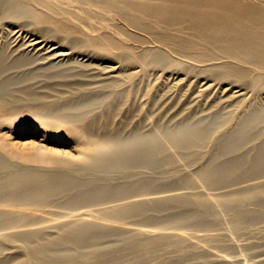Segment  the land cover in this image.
<instances>
[{"label":"rangeland","instance_id":"1","mask_svg":"<svg viewBox=\"0 0 264 264\" xmlns=\"http://www.w3.org/2000/svg\"><path fill=\"white\" fill-rule=\"evenodd\" d=\"M63 1L69 5L59 3L58 0H45L50 4L64 6L65 11L80 17L83 20L81 26L87 34H91L88 29H100L102 26L103 28L100 30L115 34L120 45L124 48L109 50L99 46L93 49V53L88 52L85 55L82 50V47L85 46L82 43L84 40L82 39L79 44V38L84 37V31L77 33L76 37L72 38L33 17H23L16 23L10 20H6L8 23L0 21V48L7 45L12 48V31L17 26H24L31 30L35 36L46 37L52 46L59 45L62 49L69 47L75 49L73 56H69L65 60L53 59L37 66V68L27 70L22 68L11 74L12 77L18 79L34 78L28 89H21L20 93L19 88L11 91L14 98L23 99L28 93L38 98L46 97L50 106L45 108L43 114L45 118L58 123L61 130H66L70 127V123L60 120L58 113L65 111L78 114L79 117H82L81 128L92 123L87 130L89 136L97 134L103 136L113 132L129 137L133 132H139L144 136L143 142H147L154 128L164 134L171 132L174 138H180L181 131L189 128L210 129L212 132L209 139L205 141L194 138L195 144H197L193 149L176 150L167 147L166 155L168 153V156L171 153L175 154L170 155V157L174 156L175 160L171 164H167L168 166H164L166 163H160L158 168H134L136 165H133L132 168L128 167V170L118 166L106 173H96L88 169L72 172L71 169L68 170L59 164L38 163L30 161L27 157L38 152L53 159L61 161L69 159L80 163V158L91 154L87 148L83 147L82 143L72 136L61 133L51 134L40 123L27 120L23 115L13 121L15 117L10 118L8 115L14 108L8 104H4V106L0 104V113L4 114V118H0V181L13 172L21 171L30 174V192L33 196H38L39 192L42 193L44 189L38 188L37 182L44 177V174H71L72 178L74 177L82 183L84 180H89V185L83 184L84 188L90 185H104L111 192L117 191V194H120L103 203L77 200L74 204H70L69 201L78 190L71 192L67 188L60 187L54 190L53 195L46 194L45 199L43 197L23 202L0 198V209H7L6 212L11 214L6 215L7 219L10 217L8 225L17 227L33 223L36 225L49 224L42 233L45 237L53 239L61 235L59 227L62 223L101 221L107 224L106 226L109 228L103 229L110 231V234L98 239L93 247H86L81 251L92 258L96 256L99 259L93 261L88 258L81 264H112L111 260L117 263L119 260L118 264H264V227L257 228L264 222V195H257L252 199L237 197L233 201L220 204L216 196L220 191L217 189L228 186L229 188H226L228 191H234V189L242 187V184L232 186L244 179L241 172H239V177L236 175L240 181L236 179L237 183L233 180L234 182L228 184L226 181H230V179H227L224 181L225 183L220 184L222 187L220 185V187H206L200 180H196L191 186L185 185V178L201 169L211 159L214 158L216 162L225 159L220 154V146L225 135L223 127H227L228 124L223 126V123L233 120L231 133L235 134L237 131L235 120L239 118L249 100L243 99L240 103L234 101L232 104L223 103V99L232 94L230 91L235 85L233 82L213 80L202 71L200 64L196 62L193 64L188 59L184 60L186 58L162 57L156 50L148 53L147 56H137L141 53L140 49L129 47L134 45L137 48L139 46L138 43L134 44L129 39L136 31L122 22L114 12L103 11V9L99 11L92 5H79L75 0ZM9 4L10 0H6L2 7ZM139 35L145 36L144 38L149 37L142 33ZM78 50L82 51V54ZM19 54L21 55L19 57L26 58L23 50H19L13 57H17ZM12 59L8 56L7 61ZM113 67H117V69H113ZM90 72L94 78H106L113 81L112 83L110 81L109 84L106 83L101 88L91 89L90 83L87 84L85 81ZM95 72H99V74ZM48 75L53 78L44 81L43 78ZM110 76L113 79L109 78ZM252 76L253 74L245 79L251 88H253ZM208 80V84L204 85L203 83ZM210 84L211 86L206 88ZM245 91L248 93L250 91L249 94L252 93L250 88ZM263 94L260 95L262 106L260 105L259 108V116L264 115ZM22 112L25 113L26 110ZM257 127L261 131L259 137L253 139L245 147L251 158L257 152L259 143L264 139V122L258 124ZM143 146L146 144L143 143L139 148H143ZM134 148L137 146L128 150L131 151ZM118 152L116 148H110L100 157L106 159ZM144 188L145 190H143ZM166 190L168 194L176 193V196L183 197L182 201L177 200L169 207H163L160 203H156V194ZM148 192L153 194L149 193L150 196H148ZM199 195L207 202L209 208L202 210L204 208H199L196 205L198 203L196 198ZM122 197L127 200L124 198L125 201L123 199L119 203L112 202L116 198ZM128 197H130L129 200ZM140 201L144 202L143 211L133 215L115 214L120 207ZM238 205H240L239 208ZM87 208H90V211ZM76 211L87 214L62 217ZM202 211L207 212L204 214ZM250 213L256 217L251 216ZM188 214L198 215V220L187 223L184 217ZM242 214L244 218L245 216L248 218V221L247 219L240 220L243 218ZM248 214L250 217L247 216ZM252 219L260 222L252 223ZM234 224L237 228L233 227ZM131 226L139 229L137 231L139 233L129 232ZM143 229H154L163 234L169 233V236L164 242L154 247L150 253H145L139 258V253L130 252L129 245L132 243L144 245L145 240L153 237L144 234ZM180 230L217 234L206 237L172 234V232ZM24 245L19 240L13 241L9 236L0 235V261L5 264H14L17 256L26 252ZM71 245L67 242L60 247L62 250L59 253L73 252L77 254L78 249ZM117 263L113 262V264Z\"/></svg>","mask_w":264,"mask_h":264},{"label":"bare ground","instance_id":"2","mask_svg":"<svg viewBox=\"0 0 264 264\" xmlns=\"http://www.w3.org/2000/svg\"><path fill=\"white\" fill-rule=\"evenodd\" d=\"M5 1L6 0L0 1V21L10 20L16 23L23 17H33L37 21L53 26L58 32L64 33L67 37L72 38L76 37L77 33H83L84 31V37L79 38V44L82 42V39L84 40L82 42L85 45L82 47L84 54L88 52L93 53V49L99 46L109 50L124 48V46L120 45V41L115 34L101 31L100 29L103 28L102 26H100V29H88L91 34H87V32H85L86 30L81 26L83 20L72 12L65 11L64 6L50 4L45 2V0H10L8 6L2 7ZM58 1L59 3L61 2L69 5L63 0ZM75 1L79 5L95 6L99 11H102V9L103 11H112L129 28L136 31L129 39H131L134 44L138 43L139 46L137 48L136 46L134 47V45L129 47L140 49L141 53L137 56H147L148 53L156 50L157 53L159 51L158 54L162 57L177 56L178 58H186L184 60L188 59L191 60L193 64H200L202 71L207 73L208 77H212L213 80H228L235 84L230 91L232 94H228L229 96L223 99V103L232 104L234 101L240 103L243 99L249 101L246 103L247 106H245L239 118L235 120V125L237 126L235 134L231 133L233 120L223 123V126L228 124L227 127H223V133H225V135L220 146V154L224 156L225 159L221 162H216L214 158L211 159L201 169H198L190 176L188 175L185 178V185L191 186L196 180H200L206 187L219 186L227 179H230V181H226L228 184L234 181L237 183L236 179L239 177V172H241L244 175V179H241L240 183L233 184L232 186L242 184V187L236 190L234 189V191L232 189H230L232 191H228L226 189L228 186L222 187L220 185L222 188L217 189L220 191L216 195L219 203L225 204L226 202L235 200L237 197L252 199L254 196L264 195V139L259 143L257 152L252 158L245 148L253 139L259 137L261 131L257 126L261 122H264V115L259 116L260 100H262L260 95L264 93V0ZM139 33L148 35L149 39L144 38L145 36H140ZM11 36L13 39L12 48H9L10 46L8 47V45L6 47L3 46L4 48H0V104L3 106L4 104H8L10 107L14 108L13 111L10 110L8 117H15L13 121H16L20 115H23L27 120L29 119L40 123L47 131L51 132V134L61 133L62 135L72 136L82 143L83 147L87 148L91 153L90 155H85L80 158V163H75L69 159H64L63 161L53 159L38 152L30 154V156L27 157L30 161L59 164L66 167L68 170L71 169L72 172H81L83 169H88L96 173H106L111 169H116L118 166L124 169L127 168L126 170H128V167L133 165H136L134 168H158L160 163H166L164 165L166 166L175 160L174 156L170 157V155L175 154L171 153L168 156V153L166 155L165 150H167V147H169L168 149L173 148L176 150L193 149L197 144H195L194 138H198L199 141L209 139L212 132L210 129L202 130L196 128H189L181 131L182 135L180 138H174L171 132L164 134L159 131V129L154 128L147 142H143L144 136L139 132H133L132 136L129 137L113 132L106 133V135L103 136L102 134L89 136L87 135V130L91 127L92 123H88L86 127L81 128L80 123L82 117H79L78 114H71L65 111H60L58 115L60 120L69 122L70 127L66 130H61L58 123L43 116L46 106H50L49 100L46 99V97L38 98L28 93L23 99H20L14 98L11 95V91L15 88H19V93L21 89H28L31 86L30 84L34 81V78L28 77L27 79H18L12 77L11 74L22 68H25V70L37 68V66L43 65L53 59H59V61L65 60L69 56H73L75 49L73 50V48L70 47L62 49L59 45L52 46L50 41H47L46 37L39 35L35 36L31 30L26 29L24 26H17L16 29L12 31ZM19 50L24 51L26 55L25 59L19 57L21 56L20 54L17 57H13ZM80 53L82 54V51H80ZM8 56L13 58L9 60L10 62L7 61ZM201 67L199 68L200 71ZM113 69H117V67H113ZM105 73L107 74V72ZM96 74H99V72ZM251 74H253V88H251L245 80L249 78ZM87 76L88 78H86L85 81L87 84L88 82L90 83L91 89L101 88L105 86L106 83L109 84L110 81L111 83L113 81L107 80L106 78H94L91 72L88 73ZM50 78L53 77L48 75L44 77L43 80L45 81ZM109 78H111V76ZM209 80L203 84H208ZM210 86L211 84L207 85L206 88ZM249 88L252 91L251 94H249L250 91L249 93L245 91ZM25 110L26 112L23 113L22 111ZM3 116L4 114L0 113V118L3 119ZM143 143L144 145L146 144V146L139 148ZM134 146H137V148L131 151L128 150ZM110 148H116L119 152L112 157L101 159L100 155ZM30 177V174L18 171L4 178V180L0 181V198L3 200L11 199L23 202L43 197L45 199L46 194H48V196L53 195L54 190L60 187L67 188L71 192L78 190L69 201L70 204H74L77 200L103 203L120 195L117 194V191L111 192L108 187L104 185H90L84 188L83 184L89 185L90 183L89 180H84L85 178L82 183L76 180V178H72L71 174L46 173L44 177L37 182V187L43 188V192H39L38 196H33L30 192ZM237 180L240 181L239 178ZM2 190L5 192L2 193ZM143 190H145V188ZM166 191H162L158 194L154 193L157 195H154L157 199L156 203H160L163 207H169L176 203L177 200L182 201L183 197L176 196V193L168 194V191ZM145 192L147 194V191ZM149 193L151 192H148V194ZM152 194L153 193H151V195ZM134 196L136 197V195ZM148 196H150V194ZM124 198L125 197L116 198V200L112 202L119 203L123 201ZM129 199L130 197H128V200ZM196 199V202H198L196 205L199 208H204L202 210H205V208L209 206L201 195L197 196ZM143 203L144 202L140 201L122 206L115 214L133 215L139 213L143 211ZM113 204L115 205V203ZM239 206L240 205H238V208ZM87 209L90 211V208ZM6 210L7 209L4 208L0 209V235L9 236L13 241L19 240L25 244L24 246L26 247V252L24 254L15 255L17 259H15L14 264H81L88 258L94 261L99 258L96 256L92 258L81 251L86 247H93L94 244L98 242V239L110 234V231L103 229L109 228L106 226L107 224L101 221L79 223L66 222L62 223L59 227L61 235L50 239L45 237L44 233H42L49 224L36 225V223H33L10 227V225H8L10 217L7 219L6 215L11 214L6 212ZM77 211L65 214V216L62 217L87 214ZM206 212L203 213L205 214ZM250 215L248 214L247 216L250 217ZM251 216L255 215L253 214ZM244 219L248 221L246 216L245 218L243 216L240 220ZM184 220L187 221V223L196 222L198 220V215H185ZM257 222L260 221L255 219L253 221L252 219V223ZM263 223L257 228L264 227ZM236 224H234L233 227H235ZM129 230V232L134 233L139 231V229L132 226L129 227ZM143 230L145 231L144 234L153 237L145 240L144 245L140 243H132L129 245L130 252L135 254L139 253V258L144 256L145 253H150L154 247L164 242L169 236V233L163 234L154 229ZM172 234L206 237L208 235L212 236L214 232L201 233L200 231L188 232V230H180L174 231ZM216 234H214V236ZM67 242L72 244L71 247L75 246V248L78 249L77 254L73 252L59 253L62 250L60 247ZM111 262L112 264L113 262L117 263L114 260H111ZM0 264L5 263L0 261Z\"/></svg>","mask_w":264,"mask_h":264}]
</instances>
